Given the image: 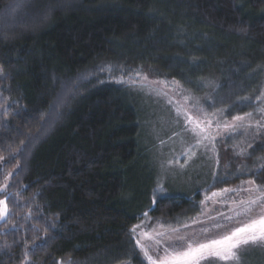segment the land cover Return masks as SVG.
<instances>
[{
	"label": "trees",
	"instance_id": "obj_1",
	"mask_svg": "<svg viewBox=\"0 0 264 264\" xmlns=\"http://www.w3.org/2000/svg\"><path fill=\"white\" fill-rule=\"evenodd\" d=\"M115 64L228 110L260 88L264 0H0V264H151L139 226L198 215L149 172L132 87L97 79Z\"/></svg>",
	"mask_w": 264,
	"mask_h": 264
},
{
	"label": "rangeland",
	"instance_id": "obj_2",
	"mask_svg": "<svg viewBox=\"0 0 264 264\" xmlns=\"http://www.w3.org/2000/svg\"><path fill=\"white\" fill-rule=\"evenodd\" d=\"M110 68L104 75L97 71V79L132 87L130 101L139 114L142 145L148 148L145 164L160 176L159 189L204 196L193 220L175 225L156 221L147 227L143 222L138 245L144 255L160 264L190 244L218 239L264 215V69H255L260 74L255 95L231 101L228 110H207L206 101H213L210 83L202 82L201 96L193 95L157 70L132 74L116 64ZM234 251L236 259L206 256L199 264H264V242Z\"/></svg>",
	"mask_w": 264,
	"mask_h": 264
},
{
	"label": "snow or ice",
	"instance_id": "obj_3",
	"mask_svg": "<svg viewBox=\"0 0 264 264\" xmlns=\"http://www.w3.org/2000/svg\"><path fill=\"white\" fill-rule=\"evenodd\" d=\"M253 203L255 202L253 201ZM0 205H5V202L0 201ZM6 212L5 205L0 210V217L5 216ZM132 232L135 233V228L132 229ZM242 234L245 235L242 236ZM257 242H264V215L218 239H209L207 242L199 243L195 247L190 244L186 251L165 258L160 264H199V260L206 256H214L224 261L236 259L234 250L238 249L242 244H256ZM139 243L140 241L137 240V244ZM145 256H147V252H145ZM147 258L151 261V264H156L150 256H147Z\"/></svg>",
	"mask_w": 264,
	"mask_h": 264
}]
</instances>
